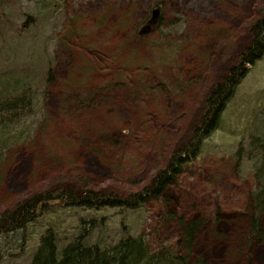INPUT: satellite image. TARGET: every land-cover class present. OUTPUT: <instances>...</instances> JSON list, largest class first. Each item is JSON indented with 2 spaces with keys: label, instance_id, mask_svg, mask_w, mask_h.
I'll list each match as a JSON object with an SVG mask.
<instances>
[{
  "label": "rangeland",
  "instance_id": "rangeland-1",
  "mask_svg": "<svg viewBox=\"0 0 264 264\" xmlns=\"http://www.w3.org/2000/svg\"><path fill=\"white\" fill-rule=\"evenodd\" d=\"M48 1L61 3L57 21L48 14L29 26L35 0H0V12H8L0 16V73L29 70V77L41 79L51 62L48 80H38L29 139L10 147L0 166V211L43 191L128 195L149 185L200 122L206 94L237 62L264 3ZM155 6L160 23L148 20ZM262 111L264 55L249 66L203 152L159 197L124 218L153 250L177 249L182 228L173 213L203 220L189 264L199 258L206 264H264V240L250 236L253 163L236 154L246 125ZM101 216L108 240L118 238V209H54L38 231L22 242L7 239L0 250L26 264L39 231L51 221L59 223L63 241L79 228L80 217L98 223Z\"/></svg>",
  "mask_w": 264,
  "mask_h": 264
},
{
  "label": "trees",
  "instance_id": "trees-1",
  "mask_svg": "<svg viewBox=\"0 0 264 264\" xmlns=\"http://www.w3.org/2000/svg\"><path fill=\"white\" fill-rule=\"evenodd\" d=\"M3 1L5 5L18 3V0ZM35 2L38 10L33 14L34 20L29 26L46 20L48 14L56 17L57 21L60 14H57L56 6L61 4L60 2L56 5L48 0H35ZM156 6L152 9L148 20L160 23L161 12H158ZM6 13L0 12V16L7 18ZM249 28L250 41L239 55L237 62L206 94L203 103L205 108L200 122L193 128L187 141L172 150L166 164L155 174L149 185L128 195L111 191L77 193L76 190L69 188L35 194L31 198L21 200L10 210L0 211V248L7 239L9 241L17 238L20 242L27 239L34 231H38L36 230L38 223H41L44 216L54 213V209L114 208L118 209L122 216L121 235L118 238L108 240L104 216L100 217L98 223L94 217H80L79 228L73 229L71 237L63 241L61 239L64 236L60 235L59 223L51 221L44 230L39 231V241L30 256V261L26 264H189V255L193 251L195 236L202 228V219H184L170 213L171 218L176 219L182 228L177 249L164 245L155 250L152 249L146 236L134 232L131 224L125 219L129 212L137 211L145 202L159 197L181 174L184 165L195 160L203 152L206 140L221 127L222 114L235 95L238 85L248 73L249 66L264 55V3L260 9V18L250 24ZM47 63L48 68L45 69L43 78H37V81L48 80L51 75V62ZM27 71L29 72V70L26 72L15 70V72L0 73V166L5 160L4 155L8 149L18 142L29 139L32 129V124L28 122L36 113L40 84L35 78L29 77ZM246 127L240 137L242 140L239 141L236 154L238 160L245 157L253 163V179L256 185L251 191L253 206L249 224L250 236L262 241L264 240V226L261 224V218L264 216V111L257 114ZM2 178L0 174V182ZM6 257L8 256L1 249L0 264H16L14 258ZM197 264H206V261L199 258Z\"/></svg>",
  "mask_w": 264,
  "mask_h": 264
}]
</instances>
